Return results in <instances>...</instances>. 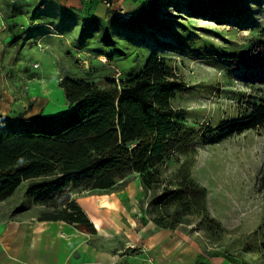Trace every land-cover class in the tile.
<instances>
[{
  "label": "rangeland",
  "instance_id": "obj_1",
  "mask_svg": "<svg viewBox=\"0 0 264 264\" xmlns=\"http://www.w3.org/2000/svg\"><path fill=\"white\" fill-rule=\"evenodd\" d=\"M3 27L0 114L24 123L69 110L62 78L121 80L139 72L153 53L171 60L187 85L173 105L196 151L192 177L206 188L209 213L221 225L208 229L203 213L190 211L182 213L185 224L179 229L195 232L214 256L264 264V127L224 140L216 130L264 102V0L147 1L130 20L116 18L113 46L99 44L104 30L94 38L87 33L88 42L77 49L63 41L34 42L23 31L9 36ZM180 158L174 153L165 162L166 186ZM163 190L139 202L150 219L157 216L152 210ZM3 203L0 209L7 211L39 202L27 196L23 184Z\"/></svg>",
  "mask_w": 264,
  "mask_h": 264
},
{
  "label": "trees",
  "instance_id": "obj_2",
  "mask_svg": "<svg viewBox=\"0 0 264 264\" xmlns=\"http://www.w3.org/2000/svg\"><path fill=\"white\" fill-rule=\"evenodd\" d=\"M99 30L105 31L99 36L101 46L116 44L110 29L92 19L84 22L73 46L82 48L87 33L94 38ZM60 84L69 103L61 116L24 123L0 114V201L26 184L27 196L45 206L41 220H63L93 233L76 194L118 192L138 178L145 194L164 188L152 210L160 227L177 230L185 224L183 212L197 211L208 229H221L209 213L206 188L192 177L196 151L188 145L186 125L173 105L187 85L171 60L153 53L128 78L91 82L65 77ZM261 127L264 102L216 130L224 140ZM174 153L181 158L166 186L163 166Z\"/></svg>",
  "mask_w": 264,
  "mask_h": 264
},
{
  "label": "crops",
  "instance_id": "obj_3",
  "mask_svg": "<svg viewBox=\"0 0 264 264\" xmlns=\"http://www.w3.org/2000/svg\"><path fill=\"white\" fill-rule=\"evenodd\" d=\"M147 1L0 0V27L13 37L23 31L32 40L70 44L85 21L110 29L117 17L130 20ZM144 197L140 179L114 193L76 194L93 233L63 220H41L40 203L0 209V264H235L212 255L195 232L157 225L139 205Z\"/></svg>",
  "mask_w": 264,
  "mask_h": 264
},
{
  "label": "built area",
  "instance_id": "obj_4",
  "mask_svg": "<svg viewBox=\"0 0 264 264\" xmlns=\"http://www.w3.org/2000/svg\"><path fill=\"white\" fill-rule=\"evenodd\" d=\"M26 2H30V1H32V0H25ZM83 1H86V2H89V1H91V0H83ZM107 4L110 6L111 5V2H109V1H107ZM38 66V65H37Z\"/></svg>",
  "mask_w": 264,
  "mask_h": 264
}]
</instances>
